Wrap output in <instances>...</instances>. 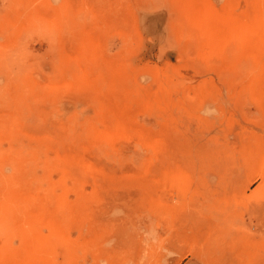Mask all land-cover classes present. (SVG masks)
Listing matches in <instances>:
<instances>
[{"label": "rangeland", "instance_id": "374dc122", "mask_svg": "<svg viewBox=\"0 0 264 264\" xmlns=\"http://www.w3.org/2000/svg\"><path fill=\"white\" fill-rule=\"evenodd\" d=\"M255 15L258 62L236 27ZM261 18L264 0H0V149H33L37 181L23 233L0 218V264H264Z\"/></svg>", "mask_w": 264, "mask_h": 264}, {"label": "bare ground", "instance_id": "6f19581e", "mask_svg": "<svg viewBox=\"0 0 264 264\" xmlns=\"http://www.w3.org/2000/svg\"><path fill=\"white\" fill-rule=\"evenodd\" d=\"M248 15H251V13L249 12ZM262 16H263V13H262ZM259 19L256 18V15H255L252 19L250 18V20H248V25L245 24L243 28L242 27L240 29L238 28L240 27V24L239 26H236L237 30H241L238 36L241 35L240 37L244 40V44L245 45L248 44L247 47L245 46H242V47H245L244 49H247L246 52L247 54H249L248 56L252 58L253 60H255L256 62H258L257 60H258V57L260 56V53L256 52V49L259 47H262L263 45V40L261 38L262 32L259 31L260 26H259V23L257 22V21H260ZM261 19L263 20L264 18H261ZM237 22H239V20ZM234 27L232 29H234ZM235 34H236V31H235ZM238 39H239L238 42H240L241 39L240 38ZM1 123H3V126H5L3 127L5 130V133L10 134L12 128L15 125V120L5 118L4 122H1ZM67 128H68V131H67L68 136H66L67 139L71 137L73 138L72 135L78 132V130L75 129L74 126L67 127ZM76 128H78V126ZM93 130H94L93 128L88 127L86 131L83 133H87V134L90 133L88 135H90V137H92L95 141L104 140L106 136H109V134L106 132L96 134L93 132ZM130 138L133 139L132 137ZM62 139L64 140V138ZM109 140L110 138L108 139V141ZM37 153H38V148H37ZM34 155H35V151L33 149L23 148L21 146L0 149V218L4 220L10 236L16 233H23L24 231L22 228L23 226V221H22L23 206L27 202L28 200L27 198H29V196L35 191L37 187L36 186L37 181L35 177H32L31 175V173L33 172L31 173L29 172V166L30 167L32 166L33 168V164H32L33 160L31 159ZM30 162L32 165L30 164ZM4 164L5 166L7 165L12 170L10 173L6 172L3 166ZM21 169H23L25 173L19 172ZM26 169H28L29 173L26 171ZM6 247H7L6 248L7 251L10 250L9 252H11L12 247H13L11 241H8L6 243Z\"/></svg>", "mask_w": 264, "mask_h": 264}]
</instances>
